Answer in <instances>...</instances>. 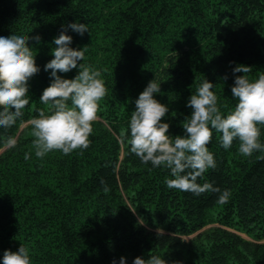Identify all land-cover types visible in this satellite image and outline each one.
Masks as SVG:
<instances>
[{
  "label": "trees",
  "instance_id": "obj_1",
  "mask_svg": "<svg viewBox=\"0 0 264 264\" xmlns=\"http://www.w3.org/2000/svg\"><path fill=\"white\" fill-rule=\"evenodd\" d=\"M70 23L87 24L83 36L66 34L70 47H86L82 63L101 70L108 93L89 148L41 159L27 121L48 107L40 102L52 80L45 65ZM14 34L41 37L29 40L40 71L29 81L24 115L0 128V264L21 244L33 264H120L121 257L133 264L150 252L167 264H264V153L244 157L236 141L225 150L213 131L208 147L217 167L198 183L230 190L229 202L218 204V193L169 189V170L142 163L127 133L135 101L154 79L172 136L184 134L187 103L205 79L222 112L231 111V87L243 75L233 69L251 67L250 79L264 73V0H0V36ZM78 71L58 74L74 79ZM8 136L16 137L14 148L5 145Z\"/></svg>",
  "mask_w": 264,
  "mask_h": 264
},
{
  "label": "clouds",
  "instance_id": "obj_2",
  "mask_svg": "<svg viewBox=\"0 0 264 264\" xmlns=\"http://www.w3.org/2000/svg\"><path fill=\"white\" fill-rule=\"evenodd\" d=\"M68 28L81 36L89 33L87 24L70 23L53 41L56 45L52 51L54 58L44 69L51 70L52 80L40 97V102L48 107L27 121L34 138L35 156L41 159L51 152L69 155L89 148L100 101L108 93L101 70L82 63L86 47L80 50L70 47L72 36L66 34ZM30 39L39 43L41 37L0 36V128L5 130L13 128L24 115L23 110L30 104L29 81L40 71L36 52L29 46ZM77 67L79 71L74 79H65L58 74ZM251 72L252 68L245 65L233 69L234 74L243 75L235 76L231 93L236 104L226 115L219 97L212 90L213 83L207 79L200 83L187 103L192 112L182 122L184 134L176 136L169 134L170 124L162 122L169 113L168 106L154 98V94L160 93V84L155 79L150 81L135 101L136 108L130 115L127 129L130 152L144 164L169 170L172 178L165 179L169 189L196 196L218 193L217 203L227 204L230 190L222 191L210 182L198 183V178L217 167L215 156L208 147L213 131L221 134L220 144L225 150L236 141L238 153L244 157H251L255 152L264 153V143L260 140L264 126V73L250 79L248 74ZM5 145L14 148L16 137H6ZM29 158L25 153L24 159ZM258 159H264V156ZM157 233L163 235V230L158 229ZM31 257L30 248L21 244L17 251L3 252L2 264H33ZM113 264H116L115 260ZM120 264H126L125 257L120 258ZM133 264H167V261L150 252L147 259L137 256Z\"/></svg>",
  "mask_w": 264,
  "mask_h": 264
},
{
  "label": "rangeland",
  "instance_id": "obj_3",
  "mask_svg": "<svg viewBox=\"0 0 264 264\" xmlns=\"http://www.w3.org/2000/svg\"><path fill=\"white\" fill-rule=\"evenodd\" d=\"M240 234H241L242 236H244V238L251 239V237L248 236L246 233H240ZM190 237H192V236H185L184 238L188 240Z\"/></svg>",
  "mask_w": 264,
  "mask_h": 264
}]
</instances>
